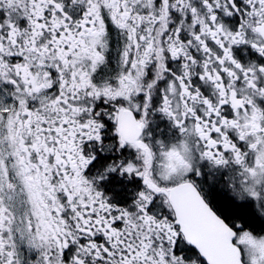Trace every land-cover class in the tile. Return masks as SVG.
Instances as JSON below:
<instances>
[{
  "label": "snow or ice",
  "instance_id": "snow-or-ice-1",
  "mask_svg": "<svg viewBox=\"0 0 264 264\" xmlns=\"http://www.w3.org/2000/svg\"><path fill=\"white\" fill-rule=\"evenodd\" d=\"M0 264H264V0H0Z\"/></svg>",
  "mask_w": 264,
  "mask_h": 264
}]
</instances>
